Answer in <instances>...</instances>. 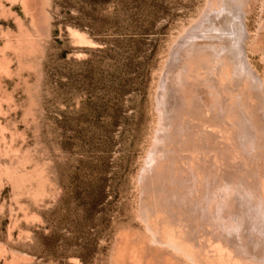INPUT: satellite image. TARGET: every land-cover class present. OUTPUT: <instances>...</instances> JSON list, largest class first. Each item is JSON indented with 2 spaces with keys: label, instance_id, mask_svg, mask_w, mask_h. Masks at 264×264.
I'll return each mask as SVG.
<instances>
[{
  "label": "rangeland",
  "instance_id": "374dc122",
  "mask_svg": "<svg viewBox=\"0 0 264 264\" xmlns=\"http://www.w3.org/2000/svg\"><path fill=\"white\" fill-rule=\"evenodd\" d=\"M263 83L264 0H0V264H264Z\"/></svg>",
  "mask_w": 264,
  "mask_h": 264
},
{
  "label": "bare ground",
  "instance_id": "6f19581e",
  "mask_svg": "<svg viewBox=\"0 0 264 264\" xmlns=\"http://www.w3.org/2000/svg\"><path fill=\"white\" fill-rule=\"evenodd\" d=\"M226 7H227V6H226ZM216 9H217V8H216ZM225 9H226V8H225ZM227 9H228V8H227ZM218 11H219V10H218ZM241 12H242V11H241ZM223 13H224V12H223ZM229 13H230V12H229ZM238 15H239V14H238ZM241 15H242V14H241ZM245 19H246V18H245ZM222 20H223V19H222ZM224 22H225V21H224ZM241 22H242V21H241ZM227 25H228V23H227ZM229 26H230V25H229ZM244 26H245V25H244ZM232 27H233V26H232ZM195 28H196V30H197V27H195ZM218 28H219V27H218ZM220 28H222V27L220 26ZM220 28H219V31L222 30V29H220ZM241 28H243V27L241 26ZM227 29H228V28H227ZM232 29H233V28H232ZM228 30H230V29H228ZM233 30H234V29H233ZM216 31H217V30H216ZM230 31H231V30H230ZM242 32H243V31H242ZM242 32H241V33H242ZM208 33H209V32H208ZM221 33H222V32H221ZM233 33H235V32L233 31ZM236 33H237V32H236ZM238 33L240 34V32H238ZM210 34H211V33H210ZM223 34H224V33H223ZM227 34H229V33H227ZM188 35H189V34H188ZM190 35H191V34H190ZM219 35H222V34H219ZM225 35H226V34H225ZM234 35H235V34H234ZM214 36H215V35H214ZM240 36H241V35H240ZM242 36H244V34H243ZM242 36H241V37H242ZM243 39H244V38H243ZM240 40H241V39H240ZM240 40H239V41H240ZM221 41H222V40H221ZM188 42H189V41H188ZM203 42H204V41H202V43H203ZM240 42H241V41H240ZM240 42H239V43H240ZM204 43H205V42H204ZM230 43H231V42H230ZM230 43H229V44H230ZM232 43H234V42H232ZM245 43H246V42H245ZM227 45H228V44H227ZM227 45H226V46H227ZM240 45H241V44H240ZM242 45L245 46V45H244V42H243ZM215 47H216V46H215ZM217 47H218V46H217ZM237 47H239V46H237ZM194 48H195V47H194ZM223 48H224V47H223ZM242 48H243V47H242ZM195 49H196V48H195ZM195 49H194V51H195ZM234 50H235V48H234ZM243 50H244V49H243ZM240 51H241V50H240ZM229 52H230V51H229ZM236 52H237V51H236ZM238 52H239V51H238ZM241 52H242V51H241ZM194 53H195V52H194ZM234 53H235V52H234ZM192 54H193V53H192ZM195 54H196V53H195ZM242 54H244V52H242ZM218 55H219V54H218ZM237 55H239V54L237 53ZM193 56H195V55L193 54ZM225 56H227V53H226ZM242 57H243V55H242ZM193 58H195V57H193ZM216 58H217V57H216ZM234 58H235V57L233 56V59H234ZM170 59H171V58H170ZM237 59H238V58H237ZM239 59H240V57H239ZM241 59H242V58H241ZM243 59H245V57H244ZM193 60H194V59H193ZM235 60H236V59H235ZM235 60H232V61L235 62ZM245 60H246V59H245ZM237 61H238V60H237ZM242 61H243V60H241V62H242ZM190 62L192 63V61H190ZM193 62H194V61H193ZM234 62H233V63H234ZM243 62H244V61H243ZM246 62H247V61H246ZM246 62H245V63H246ZM194 63H196V62H194ZM199 63H200V62H199ZM199 63H198V64H199ZM213 63H214V62H213ZM213 63H212V65H213ZM219 63H220V62H219ZM245 63H244V65H245ZM169 64H171V63H169ZM189 64H190V63H189ZM198 64H197V65H198ZM215 64H216V63H215ZM238 64H240V62H238ZM190 65H191V64H190ZM190 65H189V66H190ZM193 65H194V64H192V68H194ZM217 65H218V64H217ZM220 65H221V64H220ZM242 65H243V63H242ZM246 65H247V64H246ZM189 66L187 65V69H186V70H188V67H189ZM213 66H214V65H213ZM237 66H238V65H237ZM195 67L197 68V66H195ZM207 67H209V66H207ZM210 67H211V65H210ZM217 67H218V66H217ZM217 67H216V68H217ZM220 67H221V66H220ZM234 67H235V65H234ZM234 67H233V65H232V68H234ZM238 67H239V66H238ZM248 67H249V66H248ZM248 67H247V68H248ZM189 68H190V67H189ZM196 68H195V69H196ZM235 68H236V67H235ZM239 68H242V69H243V67H239ZM236 69H238V68H236ZM236 69H235L234 72H236ZM242 69H241V70H242ZM245 69H246V68H245ZM189 70H190V71H189ZM189 70H188V71H189L188 74H189L190 72H193V69H192V71H191V68H190ZM209 70H212V68L209 69ZM217 70H218V69H217ZM194 71H196V70H194ZM218 71H219V70H218ZM220 71H221V69H220ZM232 71H233V69H232ZM237 71H238V70H237ZM239 72H241V71H239ZM244 72H245V71H244ZM244 72H243V73H244ZM241 73H242V72H241ZM249 73H250V72H249ZM252 73H253V72H251V75H252ZM255 73H256V72H255ZM190 74L192 75V73H190ZM234 74H235V73H234ZM192 76H193V75H192ZM192 76H191V77H192ZM252 76H254V75H252ZM188 78H190V77L188 76ZM255 78H256V77H255ZM168 79H169V78H168ZM183 79H184V78H183ZM190 79H191V78H190ZM190 79H189V80H190ZM169 80H170V79H169ZM187 80H188V79H187ZM198 80H199V79H198ZM202 80H203V79H202ZM209 80H210V79H209ZM209 80H208V81H209ZM211 80H212V79H211ZM211 80H210V81H211ZM165 81H166V80H165ZM171 81H172V80H171ZM182 81H185V82L187 83V81H186L185 79L182 80ZM210 81H209V82H210ZM212 81H213V80H212ZM212 81H211V84H212ZM189 82H190V81H189ZM182 83H183V82H182ZM163 84H164V83H163ZM168 84H169V83H168ZM183 84H184V83H183ZM189 84H190V83H189ZM263 84H264V83H263ZM170 85H171V84H170ZM190 85H192V84H190ZM190 85H189V87H190ZM212 85H213V84H212ZM259 85H260V84H259ZM185 86H187V85L185 84ZM185 86H184V87H185ZM193 87H194V86H193ZM216 87H217V86H216ZM216 87H215V89H216ZM163 88H165V86H164ZM187 88H188V87H187ZM187 88H185V89L187 90ZM167 89H168V88H167ZM192 89H193V88H192ZM194 89H195V88H194ZM217 89H218V88H217ZM217 89H216V90H217ZM255 89H256V88H255ZM164 90H165V89H164ZM164 90H163V91H164ZM189 90H190V88H189ZM163 91H161V93H162ZM166 91H167V90H166ZM181 91L186 92L184 89H183V90H180V92H181ZM187 91H188V90H187ZM173 92H174V91H173ZM177 92H178V91H177ZM181 93H182V92H181ZM177 94H178V93H177ZM177 94H176V96H177ZM179 94H180V93H179ZM179 94H178V95H179ZM182 94H184V93H182ZM163 95H164V94H163ZM166 95H167V94H166ZM222 95H223V94H222ZM159 97H162V96H159ZM163 97H164V96H163ZM163 97H162V98H163ZM164 98H165V97H164ZM159 99H160V98H159ZM161 101H162V100H161ZM161 101H160V102H161ZM178 102H179V101H178ZM165 103H166V102H165ZM178 104H179V103H178ZM162 108H163V107H162ZM249 112H250V111H249ZM157 155H158V154H157ZM153 158H154V157H153ZM151 159H152V158H151ZM150 170H151V169H150ZM194 189H195V188H194ZM195 191H196V190H195ZM214 192H215V191H214ZM190 197H191V196H190ZM215 198H217V197H215ZM209 202H210V201H209ZM212 202H213V201H212ZM211 206H213V205H211ZM220 219H221V218H220ZM224 230H225V229H224Z\"/></svg>",
  "mask_w": 264,
  "mask_h": 264
}]
</instances>
